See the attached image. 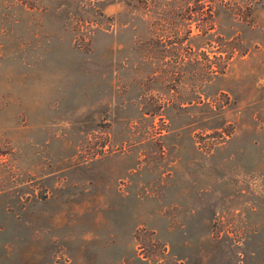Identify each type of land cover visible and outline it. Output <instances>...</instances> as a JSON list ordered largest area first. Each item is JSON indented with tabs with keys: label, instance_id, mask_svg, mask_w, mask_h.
Listing matches in <instances>:
<instances>
[{
	"label": "rangeland",
	"instance_id": "obj_1",
	"mask_svg": "<svg viewBox=\"0 0 264 264\" xmlns=\"http://www.w3.org/2000/svg\"><path fill=\"white\" fill-rule=\"evenodd\" d=\"M0 264H264V0H0Z\"/></svg>",
	"mask_w": 264,
	"mask_h": 264
}]
</instances>
